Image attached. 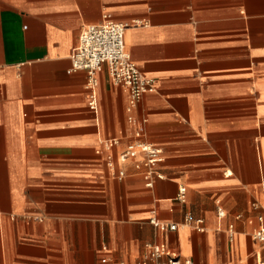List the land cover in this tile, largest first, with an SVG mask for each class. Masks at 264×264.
<instances>
[{
  "label": "crops",
  "instance_id": "crops-1",
  "mask_svg": "<svg viewBox=\"0 0 264 264\" xmlns=\"http://www.w3.org/2000/svg\"><path fill=\"white\" fill-rule=\"evenodd\" d=\"M106 18L155 81L131 112L139 138L107 66L96 110L72 68L82 27ZM137 140L162 150L152 187L119 159ZM263 204L264 0H0V264H138L158 242L194 264H254Z\"/></svg>",
  "mask_w": 264,
  "mask_h": 264
},
{
  "label": "built area",
  "instance_id": "built-area-1",
  "mask_svg": "<svg viewBox=\"0 0 264 264\" xmlns=\"http://www.w3.org/2000/svg\"><path fill=\"white\" fill-rule=\"evenodd\" d=\"M126 25L112 19L100 24H88L82 27L78 43L71 55L72 68L74 70H86L88 73V104L93 110L97 109V73L106 65L111 81L125 88L129 95L127 112L128 123L134 128V135L141 137L142 128L138 121L131 114L138 102L145 93L155 88V81L146 77L131 59L130 53L125 49L124 35ZM143 120L142 122H144ZM108 147H113L120 143L118 138H111L104 141ZM142 155V159H137ZM122 163L134 162L137 169H144V179L147 187H152L156 178H162L158 172V165L162 162V150L152 143L144 140L131 141L125 144L119 153ZM124 171L119 172L120 176ZM185 187L179 189V199H184ZM218 215L224 216V211L218 208ZM258 228L253 232V237L264 243V204L260 206L258 214ZM186 222L191 221V216L187 215ZM150 222L155 225L160 232L174 231L177 223L159 222L156 218H151ZM201 219L197 220L198 229ZM232 228V226H231ZM106 249V247H104ZM145 254L138 264H194L188 257H182L177 251L169 248L164 242L147 243ZM106 264H125V262H115L104 257ZM254 264H264V259H258Z\"/></svg>",
  "mask_w": 264,
  "mask_h": 264
}]
</instances>
